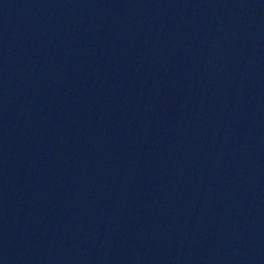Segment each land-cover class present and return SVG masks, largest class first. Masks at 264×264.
Listing matches in <instances>:
<instances>
[{
  "label": "water",
  "instance_id": "1",
  "mask_svg": "<svg viewBox=\"0 0 264 264\" xmlns=\"http://www.w3.org/2000/svg\"><path fill=\"white\" fill-rule=\"evenodd\" d=\"M0 264H264V0H0Z\"/></svg>",
  "mask_w": 264,
  "mask_h": 264
}]
</instances>
